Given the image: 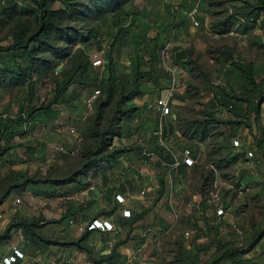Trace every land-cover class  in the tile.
<instances>
[{"label":"rangeland","instance_id":"obj_1","mask_svg":"<svg viewBox=\"0 0 264 264\" xmlns=\"http://www.w3.org/2000/svg\"><path fill=\"white\" fill-rule=\"evenodd\" d=\"M16 1L20 9L16 19L33 24L37 16L33 4L28 0ZM1 2L2 0H0ZM192 3L198 4L196 15L190 16L188 13V20L184 21L183 29L177 32V36L174 35L171 38L164 29L166 24L171 18L176 22L183 18L188 12L185 6L190 8ZM237 4L232 0H131L129 4H125L128 6L126 8L136 13L135 15L133 13L131 19L139 17L140 14L147 18H143L145 21H149V46L153 43L152 39L158 30L162 31L156 36L160 42L158 47L160 63L156 65V68L168 71L170 78L160 77L158 84L165 88L161 90L162 92L159 91V94L163 99L168 96L167 104L171 111L165 114L163 119L173 122L175 128L166 134V138H155L154 130L158 124L154 123L153 118L158 108L157 105H159L157 104L158 94L150 93L154 90L150 80L140 79L137 84V92L132 100L122 103L120 106L126 107L133 103L137 106L136 111L123 122L120 120L123 133L111 137V145L108 149H104V152L117 148L126 149V151L116 156L118 159L114 160L112 165H108L103 175L93 176V169H90L86 175L80 177L79 182L69 183L64 187L43 184L26 185L12 190L0 203V232L14 217L42 216L45 224L41 230L51 239L62 241L79 239L87 231L88 226L90 227L89 220L93 215H97V219L104 226L96 227L99 229L91 231L88 239L83 243L90 248L91 254L76 246L49 245L36 260L29 257L32 256L34 247L26 241L20 228H13L10 239L0 245V254H16L15 250L22 253L21 256L17 255L16 260L10 264H17L18 259H22V262L18 264H107L108 260L105 258V254H109L113 246L125 236V227L123 228L121 225L123 214L128 216L133 211L142 212L144 210L146 213L133 231L134 234L142 236L144 240L141 242L128 240L117 246L115 260L120 264H177L178 252H184L183 249L186 248L183 242L187 243L196 232V228L190 223L191 219L199 217V224H202L200 216H203L204 213L202 214L198 205L202 193H204L201 185L202 177L198 174V170V172L195 171L193 162L183 170L180 178L173 179L172 170L175 165L169 166L160 162L156 150L160 144L162 147L170 148L177 157L182 158L183 148L199 141L200 150L196 152L198 160L195 161L197 163L204 161L207 151H214L211 144L215 140L212 137L214 133L223 136L224 141L231 134L232 127L227 122L211 126L210 137L192 133L187 125L188 120L197 117L200 110L207 106L210 108L207 103L211 96L207 91L209 81L213 85L225 84L222 72L223 64L220 66L217 47H222L224 44L232 46L246 60L260 61L262 59L259 46L250 44L248 37H245L246 35L241 33L235 24L231 23L229 29L222 33L215 31L214 22L216 19L219 16L226 17L234 12L233 7L239 9L240 5ZM48 6L57 8L61 4L54 2L49 3ZM81 15L72 16L68 24H78L83 28L84 23L77 18ZM196 16H200L203 21L198 20ZM16 19H12L11 22L0 19V39H2L0 44L8 42L9 27L16 23ZM195 20L198 21V24L194 23ZM138 23L141 24L140 21ZM90 24L97 26L102 44L108 46L112 38L109 23ZM59 34L68 36L63 32H59ZM66 39L67 37L57 40V44L61 45L62 50L59 53L52 52L50 54L53 63L46 70L42 69L41 80L32 93L28 94L26 88L21 85L0 87V112L6 110L14 115L27 101H46L52 96L53 78L60 79L64 73L70 70L74 50L81 44L78 38L71 45L66 42ZM174 46L189 49L192 57V63L189 66H179L172 62L170 50ZM66 47L67 50L64 49ZM146 51L145 44L139 50L131 46L116 48L114 57L121 79L125 82L129 80V72L134 67L135 56L142 57L139 67L141 72L150 69ZM66 52L69 55L63 57ZM89 58L91 73L97 72L96 74L101 77L100 62L105 60L104 50L92 52ZM41 67L43 66L40 65L38 69ZM36 75L37 72L33 77ZM97 88V84L87 88L71 85L65 93L64 101L58 105L61 110L60 116L53 122L39 123L28 128L27 133L20 138L29 139L32 142L31 144L35 146L34 153L30 154L23 148L13 149L4 156L9 160L8 163L0 162V177L12 168L27 170L29 174L36 173L37 176H44L50 171V175L60 177L69 175L73 169L84 170L85 167L82 166V163L87 161L84 156L87 151H92V158L98 157V153L94 154V152L98 146L99 137L93 135V130L95 105L100 100L97 99L98 96L92 97ZM179 96L181 97L179 98ZM114 110L113 102L104 107L98 122L100 129L108 126L112 116L120 118V112L115 113ZM215 112L221 120H228L231 116V113L221 106L215 107ZM115 121L119 122L116 119ZM261 124L264 126V104ZM127 127L131 130L130 134L125 131ZM246 132L247 127L243 125L238 139L240 140ZM246 137L249 140L252 139L251 135ZM233 140L234 138H231L232 142ZM217 154H219L218 151L214 155ZM119 156H121L120 159ZM248 157L250 158L252 155H248ZM210 165L215 167V163H210ZM100 166L103 170L107 166L106 162L102 161ZM229 167L231 166L221 167L219 170L220 172L230 171ZM105 176L108 178L106 183L102 181ZM127 181L131 182L132 188L126 189L127 191L124 193L119 190L118 186L121 182L127 183ZM230 182L231 178H223L219 172L215 173L214 182L210 184L209 191L204 189L206 191L204 197L206 196L214 207L221 208L223 206L220 202L221 194H224L222 187L227 185L229 189L233 187L228 194L237 199V204L240 203L239 200L242 196L248 198L249 204L233 206L232 210L223 213L217 210V214L222 213L224 219L231 223L235 222L237 227L240 223H245L251 218L256 224H260L262 221L264 223L262 213L264 200L260 199V201L252 203V189H241L243 185L237 186L234 181L230 186ZM161 186H163V193L158 197V190ZM245 188L247 187L245 186ZM1 190L2 186H0ZM87 208L89 209L87 210ZM207 212L210 211L207 209ZM160 217L164 220L163 225L159 221ZM238 230L241 228L238 227ZM234 236L237 239L234 246L240 250H246L248 242L245 240L248 233L238 232ZM207 239L208 237L203 235L198 241L204 242ZM211 251L205 256L201 255V260H204ZM257 252V250H248L243 252L242 257L246 259L252 257L254 262L261 264V259L255 255Z\"/></svg>","mask_w":264,"mask_h":264},{"label":"trees","instance_id":"obj_2","mask_svg":"<svg viewBox=\"0 0 264 264\" xmlns=\"http://www.w3.org/2000/svg\"><path fill=\"white\" fill-rule=\"evenodd\" d=\"M28 1L33 4L37 11L33 24L16 19L20 11L16 0H2L0 3V19L8 22L16 19V23L9 27L8 42L0 44V87L21 85L26 88L28 94L32 93L41 80L40 73L42 69L46 70L53 63L50 54L52 52L59 53L62 50L61 45L57 44V40L67 37L66 42L71 45L78 38L81 44L74 50L70 70L64 73L60 79L57 77L53 78L52 96L48 100L41 102H38V100H35V102L27 101L14 115L6 110L0 112V162L8 163L9 160L4 156L13 149L23 148L30 154L34 153L35 146L31 144L32 142L29 139L20 138L27 133L28 128L30 129L39 123L53 122L60 116L61 110L58 105L64 101L65 93L71 85L85 88L95 84L98 86L96 89L98 90V95L96 96H98L97 99L100 101L95 105L93 130V135L99 137L98 146L94 152V154L98 153V157L92 158V151H87L84 154L87 161L82 163V166L85 167L84 170L73 169L69 175L63 177L52 176L50 175V171L44 176H37L36 173L29 174L27 170L12 168L0 177V186H2L0 203L5 200L12 190L26 185L43 184L64 187L69 183L79 182L80 177L86 175L90 169H93V176L97 174L103 175L108 165H112L114 160L118 159L116 156L126 151V149L117 148L107 152L105 150L104 152V149H108L112 143L111 137L114 135L119 136L123 133L124 130L120 122H123L137 109V106L133 103L126 107H120L122 103L132 100L137 92V84L142 78H146L153 83L154 90L150 91V93L158 94V101L161 98L159 91L162 92L161 90L165 88L158 84L160 77L170 78L168 71L158 66L156 68V65L160 63V53L158 51L160 42H158L156 36L162 31L158 30L156 36L152 39L153 43L149 46V21H145L146 17L140 16V14L137 17L138 19H131L133 13L134 15L136 13L126 8L128 6H125L131 0ZM232 1L235 4L238 3L237 5H240V8L236 9L233 7L234 12H231L226 17L219 16L214 22L215 31L222 33L229 29L231 23L235 24L236 28L246 35L245 37H248L250 44H257L259 46L262 52V59L260 61L246 60L232 46L224 44L222 47H217L220 66L223 64L222 72L225 84L213 85L209 81L207 91L211 96L207 103L210 108L207 106L200 110L197 117L188 120L187 127L194 134L210 137L211 126L227 122L232 127L231 134L224 141L223 136L219 133H214L212 137L215 140L211 142L214 151H207V155L203 159L204 161L195 162L198 160L196 152L200 150L199 141H196L189 147H184L182 151L185 149L189 150L194 159V169L200 172L197 171L202 177L201 185L204 193L209 191L210 184L214 182V174L219 172L223 178H231L237 186L243 185L244 187L242 186L241 189H252L251 200L252 203H255L258 200L260 201V199L264 200V126L261 124L262 104L264 103V0ZM54 2H59L61 6L57 8L48 6L49 3ZM193 4H191L190 8L187 5L185 6L188 12L178 22L171 18L166 24L167 26H164L166 33L171 38L174 35L177 36V32L183 29L184 21L188 20L187 14L194 7H197L199 2L198 4ZM79 14L82 15L77 18L84 23L83 28L79 27L78 24H68L72 16L75 17ZM196 18L203 21L200 16H196ZM96 22H99V25L109 23L112 30L110 32L112 38L108 46L102 44V38L98 35L97 26L90 24ZM59 32L66 33L68 36L61 35ZM74 33L78 34L75 36ZM144 44L147 49L146 53L150 69L141 72L139 67L142 57L138 58V56H135L134 67L129 72V80L125 82L118 74L114 52L120 46H131L139 50ZM64 49L67 50L68 48ZM102 50H104L105 67L103 69L100 67V74L102 76L99 77L96 74L97 72L91 73L89 56L92 52ZM170 52L172 62L175 64L187 67L192 63L189 49L174 46ZM67 55H69L68 52L63 57ZM40 65L43 67L38 69ZM36 72V77H33ZM112 102L115 105L114 112H120V118L112 116L108 126L100 129L98 122L103 114L104 107L110 105ZM157 106L158 108L155 111L153 119L154 123L158 124L156 128L158 131L154 130V135L155 138L162 139V137L166 138L167 133L174 130L175 125L173 122L163 119L165 114L162 113L161 106ZM217 106H221L231 113L228 120L218 118L215 112V107ZM115 119L119 120V122H116ZM243 125L247 127V132L239 140V132ZM125 131L128 134L131 133L128 127L127 129L125 128ZM155 132H159V134ZM109 133L111 134L108 136ZM247 135H251L252 141L246 137ZM231 138L237 139L238 144H234V140L232 142ZM217 151L219 154L214 155ZM249 152L252 155L250 158L248 157L249 154H247ZM156 153L160 162L166 163L169 166L175 165L172 170L173 179L176 180L182 176L183 170L188 166L182 158L177 157L170 148L162 147L160 144L157 146ZM120 158L121 156H119ZM257 159H259L258 162ZM102 161H105L107 165L103 170L100 168ZM91 162L92 164L89 166ZM175 162L178 163L175 164ZM251 162L253 164H250ZM210 163H215V167L217 168L210 165ZM228 165L231 166L229 167L230 171L220 172L221 167L226 168ZM107 179L105 176V179L102 181L106 183ZM118 188L120 191L126 193V189L132 188L131 182H121ZM222 189L224 190V194H221L220 202L223 205L221 208L214 207L212 203H209L206 196L204 197V193H202V197L198 202L202 214L204 213L203 216H200L202 224H199V217L191 219L190 223L196 228V232L187 243L183 242L186 248L183 249L184 252H178L176 258L177 264H258L253 261L252 257L248 259L242 257L243 252L248 250H257L258 252L255 255L261 259V264H264L263 221L260 224H256L253 218L248 219L247 222L238 225L241 228V230H238L235 222L231 223L229 220L224 219L222 213L232 210L233 206L249 204L248 198L242 196L239 200L240 203L237 204V199L233 195L230 196L228 194L233 187L229 189L223 186ZM162 193L163 186L158 190L157 196L160 197ZM262 208L264 209V204ZM207 209L210 212H207ZM219 209L222 210V213L217 214V210ZM145 213L146 210L142 212L133 211L132 214L121 217V225L123 228L125 227V236L113 246L109 254H105V258L108 260L107 264H120L119 261L115 260L117 246L126 243L128 240H138L139 242L144 240L142 236L134 234L133 231L138 227L135 223L141 220ZM262 213L264 217V210ZM97 218V215H93L89 222L91 223L93 219ZM43 220L42 216L34 218L25 216L14 217L13 220L8 222L4 230L0 232V245L10 239L11 229L20 228L26 241L34 247L32 256H40L49 245L76 246L91 254L90 248L86 247L87 245L83 243L88 239L91 231L99 228L88 226L87 231L79 239L62 241L51 239V237L41 230L45 224ZM159 221L161 225L164 224L163 218L160 217ZM238 232L248 233V237L245 240L248 242L246 250H240L234 246L237 240L234 235ZM203 235L207 236L208 239L204 242L198 241ZM210 250L212 251L206 258L201 260L200 256H205Z\"/></svg>","mask_w":264,"mask_h":264},{"label":"built area","instance_id":"obj_3","mask_svg":"<svg viewBox=\"0 0 264 264\" xmlns=\"http://www.w3.org/2000/svg\"><path fill=\"white\" fill-rule=\"evenodd\" d=\"M197 7H194L189 12L188 15L193 16L196 13ZM194 23L198 24V21L195 20ZM100 63H101L100 67L103 69L105 67V60L101 61ZM97 93H98V90H95V92L93 93L92 97H95L97 95ZM169 93L171 94V92H169ZM167 100H168V96H166L165 99L160 98L158 100V104L161 106L163 114L170 113V111H171L170 107L167 104ZM234 144H238V140L237 139H234ZM249 155H251V152H249ZM182 159H183L184 162L187 163V165H190V164H192L194 162V159L192 158L189 150H187V149L182 151ZM177 163L178 162H175V164H177ZM218 211L221 212L222 210L219 209ZM0 216H1V213H0ZM103 226H104V224L102 222H100L98 219H93L91 221V223H90V227H103ZM15 251H16V254L6 255V256L3 257L4 264H10L12 261L16 260L17 255H19V256L22 255V253H19L18 250H15Z\"/></svg>","mask_w":264,"mask_h":264},{"label":"crops","instance_id":"obj_4","mask_svg":"<svg viewBox=\"0 0 264 264\" xmlns=\"http://www.w3.org/2000/svg\"><path fill=\"white\" fill-rule=\"evenodd\" d=\"M263 104H264V103H263ZM263 104H262V107H263ZM262 115H263V108H262ZM247 154H249V153H247ZM197 157H198V156H197ZM258 160H259V159H257V162H258ZM250 164H253V162H251ZM216 174H217V173H216ZM231 182H232V180H231ZM231 182H230V183H231ZM229 185L232 186L233 183H231V184H229ZM224 187H229V186L225 185ZM221 212H222V211H221ZM123 215H124V214H123ZM139 221H140V220H139ZM139 221H137V222H136L137 224H136V223H135V224L138 225V222H139ZM141 223H142V222H141ZM6 255H9V254H8V253H7V254H0V264H4V262H3V257L6 256ZM26 256H27V255H26ZM29 257H33L34 259L37 260V258L40 257V256H29ZM21 262H22V259H21V260H20V259L17 260V264H18V263H21Z\"/></svg>","mask_w":264,"mask_h":264}]
</instances>
